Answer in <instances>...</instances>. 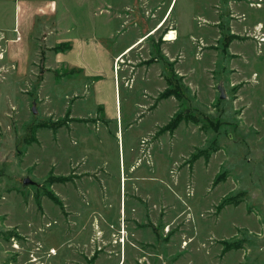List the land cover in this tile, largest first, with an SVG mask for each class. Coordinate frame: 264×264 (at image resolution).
Instances as JSON below:
<instances>
[{"label": "rangeland", "instance_id": "1", "mask_svg": "<svg viewBox=\"0 0 264 264\" xmlns=\"http://www.w3.org/2000/svg\"><path fill=\"white\" fill-rule=\"evenodd\" d=\"M169 12L119 142L42 27L116 52ZM0 33V264H264V0H0Z\"/></svg>", "mask_w": 264, "mask_h": 264}, {"label": "crops", "instance_id": "2", "mask_svg": "<svg viewBox=\"0 0 264 264\" xmlns=\"http://www.w3.org/2000/svg\"><path fill=\"white\" fill-rule=\"evenodd\" d=\"M163 18L161 19V21H159L160 23L163 22ZM159 22L155 27L146 31L145 33H143V35L135 37L122 50L116 52L107 49L103 45L101 37L96 34L88 36H61L57 39V36H60L62 34L57 35V28L54 26V22L49 20L47 24H45L44 26L42 25V30L44 31L42 40L43 42H45V47L48 50H51L53 53L52 66L57 67L60 65H65L69 67L70 70H76L85 81L92 82L91 97L93 101V108L97 109L96 112L99 115V119L96 120V122L98 123L100 121H103L105 124H109L110 122L115 121L117 125L116 134L119 137V142L120 128H123V117L121 114L122 100L118 86L122 84V87L125 90L131 91L130 94H135L136 90H138H134L133 84L130 85L129 82H127L126 85L123 84L125 83V79L130 78L132 74V66H134V62L129 60L128 58L132 54V52L137 51L139 47L144 49L146 46H152V53H155L157 51L159 52V50H161L157 45L158 41L154 42L155 36H157L159 31H161L162 27L165 24L164 23L160 29H157L160 24ZM156 29L157 31L153 33ZM65 33H67V31ZM165 34L162 35V38H160V42H162V44L172 45L174 43V40H164L163 37L165 36ZM3 37V33H0V38L2 40ZM142 40V43H140L130 52L124 55L127 50L131 49L132 47H134V45L138 44ZM15 41L17 40L15 39ZM61 44L69 45V49L63 52H54L53 48ZM159 55L162 56V53L159 52ZM145 60L148 63V59H144V61ZM167 62L172 63L171 58H169V61L167 60ZM120 63V73L117 71V74H114V65H118ZM149 65H153V63L148 64V66L146 65V67H149ZM127 73L129 75H127ZM137 84L138 83H136V85ZM105 88H108V92L113 89L114 101L112 99L110 100L109 93H106ZM117 89L119 90V97L117 96ZM127 98L129 99L130 97H123V100L126 101ZM131 106L132 115H128V118L126 120L128 124H126L127 127H130L135 117H137V109L145 107L136 102L135 99ZM133 113H135V115H133Z\"/></svg>", "mask_w": 264, "mask_h": 264}, {"label": "trees", "instance_id": "3", "mask_svg": "<svg viewBox=\"0 0 264 264\" xmlns=\"http://www.w3.org/2000/svg\"><path fill=\"white\" fill-rule=\"evenodd\" d=\"M69 49V45L67 44H61L59 46H56L55 48H53L54 52H63ZM178 91V90H177ZM174 88L172 89H168L166 90V92H164V97H173V98H177L178 99V92H177ZM182 121L181 116H177L175 119H173V121L171 122V124L167 127L170 130H174L177 126L178 123H180Z\"/></svg>", "mask_w": 264, "mask_h": 264}, {"label": "bare ground", "instance_id": "4", "mask_svg": "<svg viewBox=\"0 0 264 264\" xmlns=\"http://www.w3.org/2000/svg\"><path fill=\"white\" fill-rule=\"evenodd\" d=\"M172 8H173V7H172ZM172 8L170 9V12H171ZM170 12L166 15V16H167L166 19H165L162 23L159 24V26H158L157 29H160L161 26L166 22V20L168 19L169 15H170ZM157 29H156L153 33H155V32L157 31ZM153 33H152V34H153ZM175 39H176V37H175V33H174L173 31H171V32H169V33H167V34H165V36H164V40H166V41H172V40H175ZM143 40H144V39H143ZM143 40L140 41L138 44L134 45V47H132L131 49L127 50L126 53L130 52L133 48H135L137 45H139L140 43H142ZM126 53H124V55H125ZM124 55H123V56H124ZM120 62H121V61H120ZM52 253H55V251H52Z\"/></svg>", "mask_w": 264, "mask_h": 264}, {"label": "water", "instance_id": "5", "mask_svg": "<svg viewBox=\"0 0 264 264\" xmlns=\"http://www.w3.org/2000/svg\"><path fill=\"white\" fill-rule=\"evenodd\" d=\"M221 98H223V93L221 92ZM35 183L33 181H31L29 178H24L22 181V185L23 186H27V185H34Z\"/></svg>", "mask_w": 264, "mask_h": 264}, {"label": "flooded vegetation", "instance_id": "6", "mask_svg": "<svg viewBox=\"0 0 264 264\" xmlns=\"http://www.w3.org/2000/svg\"><path fill=\"white\" fill-rule=\"evenodd\" d=\"M78 165H84L83 162L79 163ZM85 173H90L93 174L92 172H85ZM122 188H124V183L122 184Z\"/></svg>", "mask_w": 264, "mask_h": 264}, {"label": "built area", "instance_id": "7", "mask_svg": "<svg viewBox=\"0 0 264 264\" xmlns=\"http://www.w3.org/2000/svg\"><path fill=\"white\" fill-rule=\"evenodd\" d=\"M16 39H18V38H16Z\"/></svg>", "mask_w": 264, "mask_h": 264}]
</instances>
